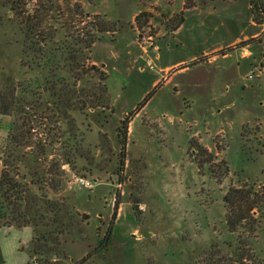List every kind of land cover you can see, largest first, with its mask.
I'll use <instances>...</instances> for the list:
<instances>
[{"label":"rangeland","instance_id":"obj_1","mask_svg":"<svg viewBox=\"0 0 264 264\" xmlns=\"http://www.w3.org/2000/svg\"><path fill=\"white\" fill-rule=\"evenodd\" d=\"M2 2L0 89H16L27 104L21 118H32V136L47 142L46 156L38 158L34 147L19 153L26 154L25 166L40 172L43 202L54 203L56 212L44 210L38 231L54 234L32 258L31 228L0 229V264H235L237 235L245 246L252 242L246 228L230 232L224 196L231 187H264V0L45 1L56 9L44 17L43 32L56 34L46 49L60 68L57 49L75 45L70 36L91 27L76 15L78 5L117 24L108 36L132 34L148 50L137 62L138 52L120 54L115 63H127V74L111 65L106 107L68 110L67 117L58 105L53 63L39 66L22 18ZM17 2L29 14L37 8L36 0ZM194 6L202 8L186 14ZM182 13L185 25L163 38ZM157 44L160 50L153 49ZM168 66L177 67L171 80L148 95L156 73ZM58 74L73 86L66 70ZM101 86L88 74L75 88L92 96ZM130 112L138 113L129 120L123 151L120 130ZM18 118L0 115V174ZM194 141L204 150L191 148ZM67 158L71 164H64ZM53 216L64 228L52 225ZM256 216L254 248L264 264V208Z\"/></svg>","mask_w":264,"mask_h":264},{"label":"trees","instance_id":"obj_2","mask_svg":"<svg viewBox=\"0 0 264 264\" xmlns=\"http://www.w3.org/2000/svg\"><path fill=\"white\" fill-rule=\"evenodd\" d=\"M5 6H9L18 16L22 18L21 24L23 30L26 33L28 39L38 48L39 52V66H48L53 63L54 77H57L56 83L61 84V87L56 91L58 105L64 112V116H68V110H84L90 107H106L109 102L107 80L108 75L100 67L92 63L91 53L94 45L101 41L107 34L117 33V24L112 25L100 17L99 15L92 16L85 13L80 5L76 8V15L80 16L81 21H89L91 25L89 29L78 30L77 36H70L75 40V45L69 47L64 44L62 48L57 49L61 52V58L63 61H57L55 65L56 56L52 50L47 51L46 47L48 42L52 41L56 34H47L43 32L45 16H49L51 12H56L54 5H45V1L50 0H36V9L34 13L29 14L25 10L26 4L17 2V0H2ZM22 5V7H21ZM189 8V7H187ZM138 17V16H137ZM137 19V18H136ZM79 22L82 23V22ZM185 23V14H180L167 33V36L173 34ZM115 28V29H114ZM121 29V28H120ZM119 29V30H120ZM68 34V33H67ZM69 37V36H68ZM60 58V59H61ZM66 70L69 73L70 78L73 79V86L69 84L68 79L59 76V70ZM88 74H96L99 77L101 87L92 94L84 93L85 90H76V85L83 80ZM100 86V85H99ZM53 88H57L56 85ZM24 91V89H22ZM84 93V96L82 95ZM145 101L139 104L138 110H141ZM23 100L17 97L16 89L3 92L0 89V115L14 116L19 113L20 118L13 122V126L6 138L5 158L1 160L2 170L0 174V226L17 227V228H33V238L31 241L32 248L30 250V258L34 255H41L46 250V244H43L44 240L49 235L54 234L52 231H45L39 233L38 228L46 219L44 210L50 212H56V206L54 203H48L45 205L43 202V196L41 194V180L36 179L40 173L36 167L34 171L30 170V167L25 166L23 161L26 158V154L19 153L22 150L30 147L36 149V155L38 158L46 156V141L43 139H36L31 134L32 118H21L24 113L27 104H23ZM23 104V105H21ZM139 112V111H138ZM138 112H132L122 122L120 137L123 144V151L125 150L127 141L128 123L130 118ZM52 140V139H51ZM204 150L202 147L192 142L191 148ZM197 147V148H198ZM206 151V150H205ZM64 164H71V161L67 158L64 160ZM24 166V169L28 170L27 175H21L20 168ZM36 188L37 192L31 193V189ZM44 203V204H43ZM224 203L227 210L226 224L231 233H237L239 229L246 228L249 233V239L252 242L245 246L241 234L237 235V244L233 248V262L235 264H244L245 260H251L255 264H261L257 258L255 252V242L258 239V230L260 222L257 220L256 213H260L264 208V187L257 188L255 186H240L231 187L224 196ZM117 215V214H116ZM52 225L58 224L57 227L64 228L62 220L57 219L55 216L52 218ZM61 228V230H62ZM58 229V228H57ZM59 230L57 232L62 233ZM56 232V233H57ZM42 243V244H41ZM38 261H41L38 259ZM222 261L221 263H224ZM28 264H30L28 262ZM219 264V263H217Z\"/></svg>","mask_w":264,"mask_h":264},{"label":"crops","instance_id":"obj_3","mask_svg":"<svg viewBox=\"0 0 264 264\" xmlns=\"http://www.w3.org/2000/svg\"><path fill=\"white\" fill-rule=\"evenodd\" d=\"M210 4H204L202 7H207ZM214 5V4H213ZM216 6V5H214ZM200 6H194L192 8H186V14L188 11L191 10H195L197 8H199ZM200 7V8H202ZM185 14V23L187 21V17ZM185 23L179 28L177 29V31H175L174 33L178 32L184 25ZM167 37V34L165 36H163V38ZM124 41L126 42V45L121 46V42ZM154 50H160V46L159 44H157V46H155L153 48ZM136 52H138V54H136L134 56L133 62H137L138 60H141V57L143 54H147L148 50L141 46L138 41L136 40L134 35H130V34H125L122 35L121 32L119 34H116L114 36H108L105 35L103 37V39L99 42H97L94 47H93V63L95 65H101L102 68H104V70L108 73L109 78H108V82L110 80V75H111V65L116 66L117 64L120 65V71H122L123 73L127 74V71L129 70L127 63L122 64L121 62L115 63L118 59H120V54H126L127 56L133 55ZM141 54V55H140ZM156 58H159L156 55ZM181 66V65H180ZM114 68V67H113ZM116 68V67H115ZM123 68V69H122ZM177 67H163L159 70V73H156L155 78L152 79L151 82V88L150 90L147 92V94L152 90L157 88L159 85H161L164 81L165 82H169L171 80V74L173 73V71L176 69ZM141 72H144V68L140 69ZM109 87V86H108ZM110 92L112 93L113 91L111 89H109ZM149 95V94H148ZM131 113V112H130ZM28 229L31 228L33 231L32 227H26V228H17V227H6V226H0V229ZM34 232L32 234L31 240L28 243V245H31V241L33 238ZM29 254V253H28ZM30 257V254H29ZM22 264H28V259H25Z\"/></svg>","mask_w":264,"mask_h":264},{"label":"built area","instance_id":"obj_4","mask_svg":"<svg viewBox=\"0 0 264 264\" xmlns=\"http://www.w3.org/2000/svg\"><path fill=\"white\" fill-rule=\"evenodd\" d=\"M149 64H150V67L153 68V67H152V64H151V61H149ZM80 182H81L82 185H84V186H86V187H92L91 182H89L88 180L81 179ZM31 264H38V262H37L36 259H33V260L31 261Z\"/></svg>","mask_w":264,"mask_h":264}]
</instances>
